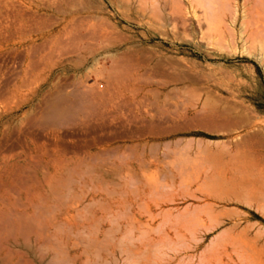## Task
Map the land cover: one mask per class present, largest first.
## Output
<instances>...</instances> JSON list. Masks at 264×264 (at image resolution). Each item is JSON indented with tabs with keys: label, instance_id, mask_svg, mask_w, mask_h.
<instances>
[{
	"label": "rangeland",
	"instance_id": "374dc122",
	"mask_svg": "<svg viewBox=\"0 0 264 264\" xmlns=\"http://www.w3.org/2000/svg\"><path fill=\"white\" fill-rule=\"evenodd\" d=\"M22 64L45 70L28 79L32 91L93 107L52 127L38 95L0 120V158L33 161L24 184L0 182L8 211L30 201L21 185L38 191L39 145L91 161L58 180L61 204L39 188L46 201H32L25 240L0 236V251L20 252L8 264H264V196L246 192L264 181V0H0V90ZM17 102L0 103V115ZM29 106L36 120L23 118Z\"/></svg>",
	"mask_w": 264,
	"mask_h": 264
},
{
	"label": "bare ground",
	"instance_id": "6f19581e",
	"mask_svg": "<svg viewBox=\"0 0 264 264\" xmlns=\"http://www.w3.org/2000/svg\"><path fill=\"white\" fill-rule=\"evenodd\" d=\"M175 3V2H174ZM179 8V7H178ZM176 9V8H175ZM204 15V14H203ZM202 16V15H201ZM205 16H207V15H205ZM200 17V16H199ZM202 18V17H201ZM205 18V17H204ZM99 19V18H98ZM77 24V23H76ZM69 26V25H68ZM78 27V26H77ZM102 28V27H101ZM70 29V28H69ZM66 33V32H65ZM74 36V35H73ZM75 39V38H74ZM53 41H55V40H53ZM65 41V40H64ZM52 42V41H51ZM62 42V41H61ZM70 42V41H69ZM63 43V42H62ZM65 44V43H64ZM63 44V45H64ZM38 46V45H37ZM54 46H59V42L58 41H55V43H54ZM42 47V46H41ZM51 47V46H50ZM55 48V47H54ZM69 49V48H68ZM52 50V49H51ZM31 51V50H30ZM70 51V50H69ZM67 52V51H66ZM66 52H65V54H66ZM62 54H64L63 52H62ZM127 55H129V54H127ZM124 58H126V54H123L122 55ZM37 58V57H36ZM105 58V57H104ZM109 58V57H108ZM121 59H122V57H120ZM123 58V59H124ZM129 58V56L126 58V59H128ZM115 59V58H114ZM122 59V60H123ZM97 60V59H96ZM29 61H31V60H29ZM36 61V60H35ZM125 61V60H124ZM36 63V62H35ZM94 63V62H93ZM98 63V62H97ZM114 63H115V60H114ZM119 65H121L120 63H119ZM33 66H34V64H33ZM66 66V65H65ZM95 66V65H94ZM116 66V65H115ZM114 66V68L111 70V71H109L107 74H108V77L109 78H111V81H113L115 78H118V76L121 74V69H119V68H116ZM122 66V65H121ZM88 67V66H87ZM96 67V66H95ZM89 68V67H88ZM92 68H93V66H92ZM122 68V67H121ZM137 68V67H136ZM90 69V68H89ZM95 69V68H94ZM123 70H124V68H123ZM88 71V70H87ZM93 71H91V73H92ZM90 73V74H91ZM106 73V72H105ZM129 73V72H128ZM132 73V72H131ZM138 73V72H137ZM104 74V73H103ZM124 74V73H123ZM85 75H87V74H84V76ZM126 76V75H125ZM129 76V75H128ZM129 77H132V76H129ZM139 77V76H138ZM137 77V78H138ZM86 77H84V79H85ZM88 78H89V76H88ZM104 78V77H103ZM121 78V77H120ZM123 78V80H124V77H122ZM105 79V78H104ZM132 79H134V77L132 78ZM131 79V80H132ZM62 80V79H61ZM83 80V79H82ZM88 80V79H87ZM110 80V79H109ZM122 80V79H121ZM121 80H119L118 82H121ZM130 80V78H129V80H128V82L129 81H131ZM111 81H107L108 83H110ZM125 81V80H124ZM82 82V81H81ZM80 82V83H81ZM83 82H84V84L86 85V82L83 80ZM116 82V81H115ZM117 82V83H118ZM79 83V84H80ZM108 83H107V85H108ZM151 83V82H150ZM170 83V82H169ZM172 83V82H171ZM79 84H78V86H79ZM83 84V83H82ZM106 84V83H105ZM112 84V83H111ZM129 84V83H128ZM127 84V85H128ZM137 84V83H136ZM77 85V84H76ZM89 85V84H88ZM96 85V84H95ZM120 85H122V86H124V83H122V84H120ZM119 85V86H120ZM127 85H125V86H127ZM74 86V85H73ZM87 86V85H86ZM97 87H100V85H96ZM112 86V85H111ZM111 86H107L108 88L107 89H109L108 91L110 92V89H112L113 90V92H114V95H115V91H114V87L112 86V88H111ZM119 86H117V87H119ZM121 86V87H122ZM128 86H130V85H128ZM92 87L93 88H96L95 86H93L92 85ZM101 87H102V85H101ZM100 87V88H101ZM132 87V86H131ZM76 87H73V89H75ZM78 88V87H77ZM82 88H83V86H82ZM89 90H88V92L90 91V90H92V88L90 89L89 88V86L87 87ZM86 88V89H87ZM103 88V87H102ZM125 88V87H124ZM136 88V87H135ZM135 88H133V89H135ZM80 89V88H79ZM97 89H99V88H97ZM107 89H105L106 91H107ZM185 89V88H184ZM54 90V89H53ZM81 90L82 89H80V92H81ZM104 90V89H103ZM104 90V91H105ZM127 90V89H126ZM138 90H140L139 88H138ZM84 91V88H83V90H82V92ZM86 91V90H85ZM102 90H100V92H101ZM104 91H102L101 93L102 94H104ZM105 91V92H106ZM128 91V90H127ZM134 91H137V90H134ZM74 92V91H73ZM87 92V93H88ZM94 92V90L91 92L90 91V93H93ZM97 92V94L95 93H93L94 95H98L99 93H98V91H96ZM139 92V91H138ZM67 93V92H66ZM76 93V92H75ZM83 93H85V92H83ZM83 93H81L82 95H83ZM108 93V92H107ZM107 93H105V94H107ZM112 93V91L110 92V93H108L107 95L108 96H104V97H108V100H110L111 98H112V96L110 95ZM121 93H122V91H121ZM131 93V92H130ZM137 93V92H136ZM177 93V92H176ZM73 93H71V95H72ZM81 94H80V96H81ZM113 94V93H112ZM125 94V93H124ZM132 94V93H131ZM63 95V94H62ZM77 95H79L78 94V91H77ZM92 94H90V96H91ZM93 95V96H94ZM109 95L111 96L110 97V99H109ZM121 95V94H120ZM136 95V94H135ZM49 96V95H48ZM66 96V95H65ZM73 96V95H72ZM89 96V95H88ZM89 96V97H90ZM99 96H100V94H99ZM119 96V95H118ZM79 97V96H78ZM95 97V96H94ZM97 97V96H96ZM116 97H117V95H116ZM122 97H123V95H122ZM135 97V96H134ZM142 97V96H141ZM54 98V97H53ZM76 99V95L75 96H73V99ZM84 98V97H83ZM82 97L81 98H79L78 99V101L76 102V104L74 103V105L72 104V105H70L71 103H73V102H71L70 104H68V103H66L65 101H66V99L63 97V96H59V97H57V100H55V101H53V103H49L48 104V106H46V107H48V111H47V113L45 112V124L48 122V124H52V127H54L53 125H57L58 124V122L60 123V122H62L63 120H65L66 118L68 119V117H70L69 115H72L73 113H77V114H82L83 113V116L82 117H84V113H87V111L89 112L90 110H91V107H93V106H91V107H87V108H85V107H82L81 105L83 104V105H85V104H89L88 106H90V105H92L91 103H90V101H92V100H85L86 99V97L83 99ZM91 98V97H90ZM103 98V97H102ZM114 98V97H113ZM113 98H112V102H113ZM1 99V98H0ZM69 99V98H68ZM89 99V98H88ZM93 99H95V98H93ZM125 99H126V96H125ZM124 99V100H125ZM107 100V101H108ZM124 100L123 101H121L120 100V103L121 102H124ZM128 100V99H127ZM94 101V100H93ZM97 101H99V100H97ZM100 101H102V100H100ZM99 101V102H100ZM126 101V100H125ZM44 102V101H43ZM103 102L105 103V104H107V103H111V102H107L106 103V101H104L103 100ZM127 102V101H126ZM47 103V102H46ZM96 103V102H95ZM116 104V103H115ZM124 104H125V102H124ZM127 104V103H126ZM126 104H125V106H126ZM123 105V104H122ZM96 106H97V103H96ZM103 106V105H102ZM102 106H97V108L98 107H100V108H102ZM107 105H105V107H106ZM124 105L122 106V107H125ZM107 107H109V105L107 106ZM119 107V106H118ZM208 107V106H207ZM96 108V109H97ZM99 108V109H100ZM117 108V107H116ZM121 108V107H120ZM120 108L118 109V111L120 110ZM43 109V108H42ZM47 109V108H46ZM95 109V108H94ZM110 109V108H109ZM111 109H112V107H111ZM40 110V109H39ZM45 110V109H44ZM116 110V109H115ZM35 111V110H34ZM38 111V110H37ZM96 111H98V110H96ZM104 111V110H103ZM125 111V110H124ZM43 112V111H42ZM93 112V111H92ZM92 112H91V114H92ZM94 112H95V110H94ZM100 112H102V109L100 110ZM106 112V111H105ZM128 112V111H127ZM36 113V112H35ZM102 113H104V112H102ZM106 113H109V112H106ZM111 113H113V112H111ZM125 113V112H124ZM38 114H41V113H39V111H38V113H37V115ZM33 115V114H32ZM44 115V114H43ZM99 115V114H98ZM101 115V114H100ZM99 115V116H100ZM79 116V115H78ZM103 116V115H102ZM101 116V117H102ZM40 117V118H39ZM109 117V116H108ZM111 117V116H110ZM32 118V117H31ZM38 118H39V120L41 119V116L40 115H38ZM44 118H43V121H44ZM71 118V117H70ZM80 118V117H79ZM90 118H91V116H90ZM103 118H104V116H103ZM106 118V117H105ZM30 119V118H29ZM88 118H86L85 117V120H87ZM138 119V118H137ZM69 120V119H68ZM100 120H101V118H100ZM96 121V120H95ZM42 122V121H41ZM66 122V121H65ZM80 122V121H79ZM107 122V121H106ZM67 123H69V122H67ZM84 125H85V122H82ZM47 124V125H48ZM62 124V123H61ZM60 124V125H61ZM106 124V123H105ZM204 124V123H203ZM46 125V126H47ZM67 125V124H66ZM82 125V124H81ZM87 125V124H86ZM73 126V125H72ZM45 127V126H44ZM66 127V126H65ZM82 127V126H81ZM84 127V126H83ZM143 127V126H142ZM47 129V128H46ZM59 129V128H58ZM78 132V131H77ZM56 133V132H55ZM70 133V132H69ZM5 134V133H4ZM112 134V133H111ZM2 136V135H1ZM3 137V136H2ZM97 138V137H96ZM254 139V138H253ZM63 142V141H62ZM101 142H103V139H102V141ZM259 142V141H258ZM260 142H261V140H260ZM262 143V142H261ZM56 144V143H55ZM55 144H53L54 146H55ZM260 144V143H259ZM263 144V143H262ZM4 145V144H3ZM38 145V144H37ZM52 145V146H53ZM54 146L52 147L53 149H54ZM39 148H36V150H38V151H40V153H42L41 154V156H40V158L41 157H43V158H46V162H45V164H46V167L42 170L41 169V166H40V164H34V167H35V171H34V175L36 176V177H38L39 179H40V183H39V188H42V189H44L45 190V192L46 193H49V195L51 194V196H50V198L51 199H53V200H55L56 202H60V204H61V200H60V198L59 197H57L56 196V191H55V188L57 189V187H56V184L57 183H59L58 182V180H60V178H62L63 176H65L66 174L67 175H69V173H71V174H75V172H78L81 168H82V166L83 167H86V166H88V165H90L89 164V162L91 161V155H87L86 154V156L84 157H82V155H83V150H77V151H79V154H77L78 156H74V158H71V157H69V159H67V157L65 158L64 156L66 155V156H68V154H65L64 156H62L58 151H51L50 150V148L49 147H46V148H48V150L46 149V148H40V145L38 146ZM45 147V146H44ZM59 148H60V146H58ZM58 147H56V148H58ZM62 147H63V145H62ZM58 148V150H60ZM56 150V149H55ZM62 150V149H61ZM51 151V152H50ZM62 151H65V149L64 150H62ZM70 151V150H69ZM67 152V151H66ZM71 152V151H70ZM10 153V152H9ZM50 153V154H49ZM62 153V152H61ZM16 154H18V153H16ZM73 154H76V152L75 153H73ZM106 154V153H105ZM14 155V154H13ZM13 155H4V156H2L1 158H0V182H3L4 183V186H8V185H10V186H12V185H18L19 183H20V179H22V177H26V178H31V177H28V176H30V175H28V176H25V173L23 172L24 171V169L25 168H28L29 166H31V165H33L32 163H33V161H32V156H31V154H29V153H26V155H24L23 156V159H22V161L21 160H19V159H14V156ZM95 155H98V154H95ZM236 155V154H235ZM109 156V155H108ZM113 156V155H112ZM93 157H94V154H93ZM96 158V157H95ZM98 158V157H97ZM98 162V161H97ZM104 162V161H103ZM106 163V162H105ZM110 164V163H109ZM104 166H105V164H102V163H95V165L93 164V169L95 170V171H98V172H106L105 170H104ZM103 169V170H102ZM106 169V168H105ZM108 169H110V168H108ZM229 169H230V167H229ZM261 169V168H260ZM263 169V168H262ZM102 170V171H101ZM233 170V169H232ZM91 172V169L90 170H86L85 171V173H87V172ZM231 171V170H230ZM260 171V170H259ZM179 173H180V171H178ZM227 172H229V171H227ZM232 172V171H231ZM230 172V173H231ZM237 173H239L238 171H236ZM263 172V171H262ZM80 173V172H79ZM83 173H84V171H83ZM82 173V174H83ZM107 173V172H106ZM182 173V172H181ZM234 173H235V170H234V172L232 173L233 175H234ZM237 173H236V176H237ZM28 174H29V172H28ZM77 174V173H76ZM88 174V173H87ZM86 174V175H87ZM91 175H92V173H90ZM103 174V173H102ZM108 174V173H107ZM97 175V174H96ZM99 175H101L100 173H99ZM263 175H264V172H263ZM70 176V175H69ZM69 176H67V177H69ZM83 176V175H82ZM88 176H89V174H88ZM87 176V177H88ZM103 176V175H102ZM231 176V175H230ZM235 176V175H234ZM261 176V175H260ZM259 176V177H260ZM70 177H72V176H70ZM69 177V178H70ZM263 177V176H262ZM90 178V177H89ZM230 179H233V180H235L234 178H230ZM242 179V178H241ZM259 179V178H258ZM92 180V179H91ZM227 180V179H226ZM233 180H227L228 182H229V186H232V184L230 185V181H231V183H233L232 181ZM263 180V179H262ZM262 180H261V182H262ZM245 181V180H244ZM244 181H240L238 184H237V186H235V188H242V189H248V187L246 186V183L244 182ZM257 181V180H256ZM255 181V182H256ZM22 182H25V181H23V179H22V181H21V184H24V183H22ZM33 182V181H32ZM227 182V183H228ZM236 182V181H235ZM234 182V183H235ZM259 182V181H258ZM260 182V183H261ZM249 183V182H248ZM254 182H252V184H253ZM259 183V184H260ZM60 184H61V182H60ZM202 184V183H201ZM200 184V185H201ZM256 184V183H255ZM254 184V185H255ZM248 185V184H247ZM251 185V184H250ZM249 185V186H250ZM263 185H264V181H263ZM263 185H261L260 187H258L255 191H252L253 190V188H251L250 189V187H249V190H247L246 192L249 194V196L251 197L253 194H255L256 192H258V194H261V195H263L264 196V186ZM198 186V185H197ZM234 186V185H233ZM20 187V186H19ZM13 188V187H12ZM25 189V190H23V189ZM39 188H38V191H33V192H31L30 190L31 189H29V187L27 188V187H23V185H21V187H20V189H21V192H22V190H23V193H22V195L23 196H25V198H26V200L28 201V200H30V201H28V203H26V204H24L23 205V209H24V211L22 212H15V213H10L8 210L10 209V207H11V204H7V201H4L1 197L4 195V194H6V189L3 187V184H2V186L0 185V236H4V237H12L14 240H15V242H16V240L17 239H23V240H25L26 238H27V236L29 235V234H31L32 232H33V228H32V224H33V221L31 220V218H29V216H28V214H29V212H30V214H33V212L38 208V205H36V204H33L32 203V201L33 200H36V201H44L45 199H43V198H41V196H40V194L38 193L39 191H41V189L39 190ZM60 188V187H59ZM234 187H230V195H231V198H230V200L229 201H237L239 198H238V195H235V194H233L231 191L232 190H234L235 189ZM96 190V189H95ZM97 191V190H96ZM95 192V191H94ZM11 193V192H10ZM13 194L12 195H15V193L14 192H12ZM33 194V195H32ZM240 194V193H239ZM6 196V195H5ZM93 196V195H92ZM258 196V195H257ZM9 197V196H8ZM94 197V196H93ZM253 197V196H252ZM255 197V196H254ZM257 198V197H256ZM260 199H259V201L261 202V198L263 199V197H259ZM7 200V199H6ZM16 200H17V198H16ZM254 200V202H255V200H257V199H253ZM264 200V199H263ZM6 202V204L4 203V202ZM46 201V200H45ZM259 201L257 200V202L259 203ZM256 203V202H255ZM63 204H64V202H63ZM62 204V205H63ZM74 204H75V202H74ZM14 206H15V204H14ZM17 206H19V205H17ZM85 206V205H84ZM65 207V209H66V213H64L65 215H68V214H70V212H69V208L65 205L64 206ZM19 208H21V207H19ZM81 209V208H80ZM79 209V210H80ZM42 210V209H41ZM12 212V211H11ZM58 212H59V210H58ZM79 212V211H78ZM36 213V212H35ZM44 217V216H43ZM66 217V216H65ZM39 221V220H38ZM76 222V221H75ZM59 225V224H58ZM65 225V224H64ZM54 226V225H53ZM60 226V225H59ZM59 226H56V227H59ZM60 228V227H59ZM23 248H25V247H23ZM27 248V247H26ZM28 250V249H27ZM29 252V251H28ZM0 254H4V259L2 260V261H0V264H8V263H10V261H12V260H15V259H18V258H20V252L19 251H17V250H15V251H12V250H10V249H7V248H4L2 251H0ZM75 257V256H74ZM73 257V258H74Z\"/></svg>",
	"mask_w": 264,
	"mask_h": 264
},
{
	"label": "crops",
	"instance_id": "0c3cea01",
	"mask_svg": "<svg viewBox=\"0 0 264 264\" xmlns=\"http://www.w3.org/2000/svg\"><path fill=\"white\" fill-rule=\"evenodd\" d=\"M19 67L21 68L20 70V74L19 75H15L12 78H10L9 81H7L1 88L0 90V103L6 101V100H10V99H16L18 102L15 103L9 110L8 113H3V115H0V120L7 117V115H9V113H12L14 111H18L20 109L21 104H27V103H37V96L39 95L40 97L44 98L41 100V103H52V94L53 91L49 90V88L47 90H45L44 93L40 92L39 94L37 93V90L35 89L34 91H32V89H29V86L27 84L28 79L32 77V75L34 76L35 72H42L44 73L45 70L44 69H40L37 65L33 64H29V65H19ZM47 77H45V80H47ZM42 78V77H41ZM51 89V88H50ZM30 90V91H28ZM49 95V96H48ZM44 101V102H43ZM33 110H36V107H32L29 106L28 111L25 113L26 116L24 115V119L26 120H36L37 118L34 116L33 114ZM33 114V115H32ZM79 115V114H78ZM77 115V118H79V116ZM32 117V118H31ZM30 118V119H29ZM73 118V116H72ZM228 167H242L237 165V163H230L227 162L226 164V168Z\"/></svg>",
	"mask_w": 264,
	"mask_h": 264
}]
</instances>
